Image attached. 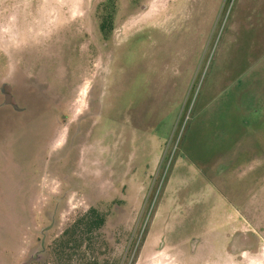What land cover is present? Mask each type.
Instances as JSON below:
<instances>
[{
  "label": "rangeland",
  "instance_id": "rangeland-1",
  "mask_svg": "<svg viewBox=\"0 0 264 264\" xmlns=\"http://www.w3.org/2000/svg\"><path fill=\"white\" fill-rule=\"evenodd\" d=\"M217 62L247 68V129L199 112ZM187 67L151 163L135 135ZM24 261L264 264V0H0V264Z\"/></svg>",
  "mask_w": 264,
  "mask_h": 264
},
{
  "label": "crops",
  "instance_id": "crops-1",
  "mask_svg": "<svg viewBox=\"0 0 264 264\" xmlns=\"http://www.w3.org/2000/svg\"><path fill=\"white\" fill-rule=\"evenodd\" d=\"M158 26L157 24H154ZM221 60V59H220ZM214 68L213 74L210 77V80L207 81L206 85L208 84V91H204V95L202 97H199V105L201 110L200 113H203L206 107H208L209 115H206L207 118H212L214 120H217V118H222L224 120H237L240 119L243 123L244 127L247 129L249 128V73L247 72V68L241 70L238 72V70L233 69L230 65H225L221 62H217L212 64L211 69ZM156 69L160 70V73H165L164 70L165 67H151L149 71L155 72ZM170 70H172L170 68ZM185 71V79L183 78V71ZM235 70V71H234ZM190 69L187 67L185 69H173L171 73L167 74H160L157 78L160 80V83L158 82L156 88H160L165 84L166 82V88H160L162 89V95H158L156 101H162L165 103L164 106H166V112L164 115V118L162 119L160 116V120L157 123H149L150 126L147 127V129L142 133L145 135V138L147 140H143L144 135H135L136 137H139L138 143L140 151H142L143 147L142 144L146 141H149V143H152L153 147L150 148L153 152V156L151 158L152 162L155 163L157 159V151H158V144L160 143L159 140L162 138V133H167L168 127L171 122V116H172V105H175V99L173 97L177 96V100H180V92L179 88L177 89L172 86L173 79L175 80V77L179 79L180 75L182 74V81L183 85L188 82V76H189ZM219 72V73H218ZM218 73V74H217ZM248 73V74H247ZM246 74V79H242ZM165 81V82H163ZM209 82V83H208ZM168 93L169 96L165 97V94ZM179 93V94H178ZM163 96V98H161ZM201 102V103H200ZM156 106L152 104L153 111L155 110ZM151 110V106H150ZM198 112V113H199ZM155 119H158L156 117ZM222 121V120H221ZM138 126L142 129V126H140L139 123H137ZM225 131L228 130L227 128L230 126V123L223 124ZM240 127V123H239ZM241 128V127H240ZM149 130V131H148ZM227 132V131H226ZM227 133H232L230 130ZM236 134V132L232 133ZM146 142V144H149ZM225 149H223L221 152H223ZM249 197V195H248ZM245 209H248V212H245L247 216H249V203L243 205Z\"/></svg>",
  "mask_w": 264,
  "mask_h": 264
},
{
  "label": "flooded vegetation",
  "instance_id": "flooded-vegetation-1",
  "mask_svg": "<svg viewBox=\"0 0 264 264\" xmlns=\"http://www.w3.org/2000/svg\"><path fill=\"white\" fill-rule=\"evenodd\" d=\"M7 92L8 93L5 92V94H4L5 100L6 101H12V100H9V98L11 97L9 88H8ZM248 234H249V231L247 229L242 230V232H239L238 234L232 233L230 239L227 242L228 248L231 251L238 253L241 251V249L249 248V246H253L252 243L249 241V235ZM238 235L240 238L236 237ZM192 250H194V247H192ZM197 264H201L200 261H198Z\"/></svg>",
  "mask_w": 264,
  "mask_h": 264
},
{
  "label": "water",
  "instance_id": "water-1",
  "mask_svg": "<svg viewBox=\"0 0 264 264\" xmlns=\"http://www.w3.org/2000/svg\"><path fill=\"white\" fill-rule=\"evenodd\" d=\"M28 263V261H24V262H22V264H27Z\"/></svg>",
  "mask_w": 264,
  "mask_h": 264
}]
</instances>
